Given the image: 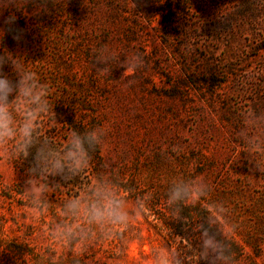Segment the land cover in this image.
<instances>
[{"label":"rangeland","instance_id":"obj_1","mask_svg":"<svg viewBox=\"0 0 264 264\" xmlns=\"http://www.w3.org/2000/svg\"><path fill=\"white\" fill-rule=\"evenodd\" d=\"M11 9L25 30L0 41L37 73L51 113L27 157L0 148V264H264V0H50ZM4 12L0 21L10 14ZM143 65L101 75L96 54ZM5 71H9L6 67ZM102 128V129H99ZM103 131L77 171L48 174L73 130ZM43 188L30 192L28 183ZM106 184L126 224L103 228L64 205ZM204 185L169 203L174 186ZM71 226L72 240L59 231ZM218 242L203 248L204 233Z\"/></svg>","mask_w":264,"mask_h":264},{"label":"clouds","instance_id":"obj_2","mask_svg":"<svg viewBox=\"0 0 264 264\" xmlns=\"http://www.w3.org/2000/svg\"><path fill=\"white\" fill-rule=\"evenodd\" d=\"M50 0H0V16L11 9L25 11L28 6H35L38 11L31 13L39 16L42 13H49L48 3ZM22 12V11H21ZM17 17L14 14L7 15L0 21V41L10 36L18 45L24 42L25 30L16 24ZM0 55V148L12 142L16 149L15 155L27 157L29 149L33 145L34 133L38 130L39 117L49 113L55 116L53 107L49 103L48 89L40 81L37 73L27 69L23 62L11 51H3ZM143 60L139 54H131L126 59H121L119 54L109 49L96 54L94 66L101 75H111L114 67L123 69L121 76L124 79L134 76L136 71L142 67ZM9 71H5V68ZM99 129H102L99 127ZM103 131L97 128L86 133L73 130L67 140V149L61 158L59 154L52 156L42 149L38 150L36 160L37 166L48 174L60 173L69 168L77 171L88 163V149L86 144L91 146L99 143ZM30 192L42 194L44 189L28 183ZM204 192V185L196 183L188 185L180 183L173 187L169 203L192 198H199ZM65 215L82 216L89 225H96L101 228L111 225L126 224L128 212L125 201L106 184L98 183L91 190L89 196L73 198L64 205ZM64 236L72 240L83 232H76L71 226L59 228ZM203 248L208 254L215 255L218 251L213 236L204 233ZM159 264H167L162 260Z\"/></svg>","mask_w":264,"mask_h":264}]
</instances>
